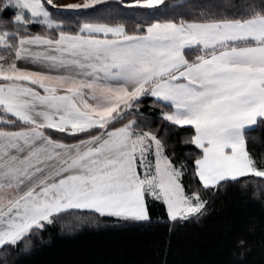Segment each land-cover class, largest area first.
I'll return each instance as SVG.
<instances>
[{
    "label": "snow or ice",
    "instance_id": "snow-or-ice-1",
    "mask_svg": "<svg viewBox=\"0 0 264 264\" xmlns=\"http://www.w3.org/2000/svg\"><path fill=\"white\" fill-rule=\"evenodd\" d=\"M0 0V253L31 249L30 236L89 210L150 221L207 214L202 191L229 182L264 198V166L246 133L264 122V0ZM101 15L80 21L89 11ZM141 15L129 30L119 9ZM78 22L70 26L71 19ZM38 27L39 31H33ZM151 96L161 118L191 126V164L138 119ZM133 117V118H129ZM95 133V134H93ZM191 156L193 154H187ZM191 170L202 188L185 191ZM78 226V225H77ZM64 230L73 231L71 221ZM23 243V249L20 244ZM236 252L250 247L238 239Z\"/></svg>",
    "mask_w": 264,
    "mask_h": 264
},
{
    "label": "trees",
    "instance_id": "trees-1",
    "mask_svg": "<svg viewBox=\"0 0 264 264\" xmlns=\"http://www.w3.org/2000/svg\"><path fill=\"white\" fill-rule=\"evenodd\" d=\"M252 2L259 5L260 0ZM113 6L116 7L115 0ZM119 11L131 30L139 22L137 17L162 18L168 10L161 6L148 14L129 8ZM101 12L98 6L97 11L81 16L80 21L98 17ZM77 22L71 19L70 26L75 27ZM33 31L39 28L34 27ZM139 112L143 115L138 119L146 120L150 130L166 137L170 146L168 154L175 152V162L192 163L200 150L182 142L194 134L191 126H174L162 120L161 106L151 96L141 100ZM246 136L250 153L264 166V122H258ZM257 179L248 176L239 183L223 185L219 191H202L203 198L209 201L207 214L179 223L169 221L166 206L151 199L148 222L123 221L78 210L73 215L86 219L76 222L71 216L62 217L29 237L32 242L29 251H13L7 257L0 253V264H264V198L254 196L255 186L245 183ZM182 183L186 193L202 188L191 170L184 175ZM68 221L74 226L71 232L62 227ZM238 239L246 240L250 247L244 259L234 255ZM19 247L23 249V243Z\"/></svg>",
    "mask_w": 264,
    "mask_h": 264
},
{
    "label": "rangeland",
    "instance_id": "rangeland-1",
    "mask_svg": "<svg viewBox=\"0 0 264 264\" xmlns=\"http://www.w3.org/2000/svg\"><path fill=\"white\" fill-rule=\"evenodd\" d=\"M60 3H64V2H75V0H59Z\"/></svg>",
    "mask_w": 264,
    "mask_h": 264
}]
</instances>
